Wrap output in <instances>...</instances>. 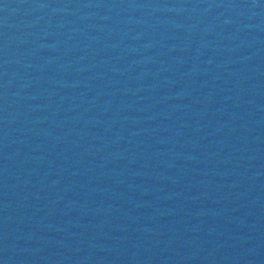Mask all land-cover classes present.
<instances>
[{"label": "water", "instance_id": "obj_1", "mask_svg": "<svg viewBox=\"0 0 264 264\" xmlns=\"http://www.w3.org/2000/svg\"><path fill=\"white\" fill-rule=\"evenodd\" d=\"M0 264H264V0H0Z\"/></svg>", "mask_w": 264, "mask_h": 264}]
</instances>
